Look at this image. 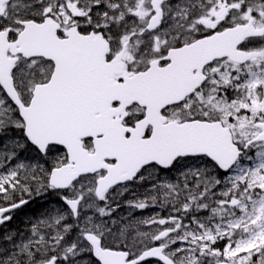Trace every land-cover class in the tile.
<instances>
[{
	"label": "snow or ice",
	"instance_id": "obj_1",
	"mask_svg": "<svg viewBox=\"0 0 264 264\" xmlns=\"http://www.w3.org/2000/svg\"><path fill=\"white\" fill-rule=\"evenodd\" d=\"M0 264H264V0H0Z\"/></svg>",
	"mask_w": 264,
	"mask_h": 264
},
{
	"label": "rangeland",
	"instance_id": "obj_2",
	"mask_svg": "<svg viewBox=\"0 0 264 264\" xmlns=\"http://www.w3.org/2000/svg\"><path fill=\"white\" fill-rule=\"evenodd\" d=\"M56 197L55 196H50V197H48V200H49V202H55L56 201ZM121 213H126L128 210L127 209H120L119 210ZM154 211H160L159 209H148V210H145L143 213H140V212H134V215H137V216H139V215H144V216H148V215H151V214H153V212ZM26 212L27 213H30L28 210H26ZM23 213V212H22ZM22 213H20V214H18L17 215V218H24V216H21V214ZM162 214H165V213H162Z\"/></svg>",
	"mask_w": 264,
	"mask_h": 264
},
{
	"label": "flooded vegetation",
	"instance_id": "obj_3",
	"mask_svg": "<svg viewBox=\"0 0 264 264\" xmlns=\"http://www.w3.org/2000/svg\"><path fill=\"white\" fill-rule=\"evenodd\" d=\"M25 214H27V212L26 211H24L22 214H21V216H25ZM19 219H23V218H16L13 222L14 223H17V221L19 220ZM12 225V224H11Z\"/></svg>",
	"mask_w": 264,
	"mask_h": 264
}]
</instances>
